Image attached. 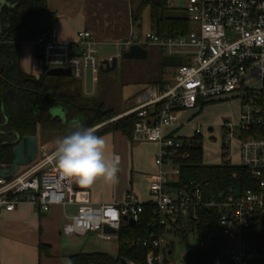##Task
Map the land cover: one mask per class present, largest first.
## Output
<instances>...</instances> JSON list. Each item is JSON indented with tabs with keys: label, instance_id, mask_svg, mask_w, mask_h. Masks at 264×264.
Segmentation results:
<instances>
[{
	"label": "built area",
	"instance_id": "1",
	"mask_svg": "<svg viewBox=\"0 0 264 264\" xmlns=\"http://www.w3.org/2000/svg\"><path fill=\"white\" fill-rule=\"evenodd\" d=\"M177 1L175 6L186 21L185 30L161 35L153 29L138 35L131 29L124 41L117 43L123 50L130 45H156L164 50V55L179 56L180 64L168 66L172 79L164 86L145 84L131 107L106 121L133 114L131 140L158 145L153 160L156 173L147 188L151 199L143 203L128 194L120 204L94 206L80 188L82 185L59 169L55 149L42 150L13 175L0 177V213L12 211L22 203L42 212L54 205H76L61 233L92 232L100 239L111 240L117 239L121 223L127 222L122 216L135 222L143 205L150 203L156 228L130 244L144 249L142 264H175L170 235L178 237L176 229L197 225L200 211L209 210L215 213V226L198 236L190 261L197 264L198 249L219 238L220 264H264V260L252 256L264 253V241L248 245L244 240L251 224L264 219V0ZM26 43L34 49L41 71L68 68L85 96L94 94L96 75L105 67L103 61L110 64L113 57L121 54L100 56V43L89 30L78 31L74 40H61L52 27ZM230 98L238 99L239 111L235 123L224 120L219 125L224 128L221 161L230 162L229 145L236 141L238 164L249 170L254 185L240 191L226 187L214 194L204 193L196 179L178 185L179 166L175 160L187 157L180 150L194 136L201 135V125H192L190 137H175L173 131L166 130L183 126L178 113L195 108L198 102ZM203 220L208 224L211 217ZM104 226L113 233L105 232ZM126 263L136 264L132 260Z\"/></svg>",
	"mask_w": 264,
	"mask_h": 264
},
{
	"label": "trees",
	"instance_id": "2",
	"mask_svg": "<svg viewBox=\"0 0 264 264\" xmlns=\"http://www.w3.org/2000/svg\"><path fill=\"white\" fill-rule=\"evenodd\" d=\"M132 4L135 0H128ZM168 1V0H167ZM12 4L0 8V167H8L12 160L14 139L6 132H16L19 137L37 135L43 131H59L63 137L68 135L62 119L52 115L50 109L58 107L64 112L65 119H77L83 127H92L106 121L116 114L106 110L103 94L93 96L82 94L78 84L66 77H52L42 71L36 78L21 67L20 47L34 39L41 32L52 28L54 14L45 7V0H9ZM148 9L149 20L158 34L177 33L186 29L182 14L169 13L178 9L163 0H139L131 21L135 24L144 9ZM205 103L198 102L201 108ZM195 107V108H196ZM135 122L133 114L122 116L103 127L96 129V135L110 130H119L128 138ZM182 138V137H181ZM225 147L222 145V154ZM187 157L176 159L179 166L178 185L189 179H196L204 193H216L226 187L236 191L252 187L254 180L249 170L238 163H204L202 159L201 136H194L181 150ZM221 154V155H222ZM201 221L195 226L176 229L174 233L185 241L189 233L197 236L210 232L215 226V213L200 211ZM209 214L211 216H209ZM211 217L208 224L203 218ZM156 228L150 203L143 205L142 212L134 223L122 222L117 231L118 257L113 259L106 254H76L71 257L72 264H120V259L143 263L144 249L131 245V240H141ZM244 240L248 245L264 241V219L256 220L245 232ZM219 238L213 239L206 248L197 251V264H220L218 257ZM186 246H190L186 243Z\"/></svg>",
	"mask_w": 264,
	"mask_h": 264
},
{
	"label": "crops",
	"instance_id": "3",
	"mask_svg": "<svg viewBox=\"0 0 264 264\" xmlns=\"http://www.w3.org/2000/svg\"><path fill=\"white\" fill-rule=\"evenodd\" d=\"M45 7L54 14L52 27L56 29L61 40H74L78 31L89 30L100 46H112L122 52V46L117 43L124 41L129 31L134 28L131 21L132 7L128 0H45ZM115 54L105 52L101 56ZM35 56L36 53L29 44L21 45V67L37 78L42 71ZM129 62L122 63V58H117L115 68L106 72L111 77H104L107 75L105 74L96 79L93 95L102 93L105 109L116 115L134 104L138 92L145 84L164 86L168 82V79L163 78V68L153 65L150 69H144L138 63ZM77 84L80 88L79 83ZM182 112L178 113L179 121ZM63 120L67 121L65 117ZM75 120L77 119L68 121ZM179 128L167 129L166 132L175 133ZM98 136H103L107 141L105 157L111 159L118 156L120 162L115 182L98 178L90 186L82 185L90 203L94 206L102 203L120 204L128 194H133L140 202H148L151 198L147 188L156 173L153 160L158 145L148 141L134 142L119 130H110ZM62 137L63 135L60 138ZM53 149L55 145L46 150ZM75 208L76 205L71 204L54 205L49 211L42 212L31 204L22 203L12 211H1L0 264H72L73 255L95 253L116 259V239L103 240L92 232L82 235L61 233L62 225L74 214Z\"/></svg>",
	"mask_w": 264,
	"mask_h": 264
},
{
	"label": "rangeland",
	"instance_id": "4",
	"mask_svg": "<svg viewBox=\"0 0 264 264\" xmlns=\"http://www.w3.org/2000/svg\"><path fill=\"white\" fill-rule=\"evenodd\" d=\"M125 0H122L124 2ZM139 0H135L131 5L132 11L135 10ZM171 6H175L178 3L177 0H168ZM169 13H177L182 14L180 9H169L167 10ZM138 21L134 24L133 31L135 34L143 35L147 31H152L153 26L149 20L148 9H144L140 14ZM138 24V25H137ZM147 56L143 60L137 59H122V63L126 61L138 63L142 65L141 68H149L153 65L158 66V68H163V78L171 80L172 79V70L168 66H164L161 63V58L164 55V50L158 48L155 45H147ZM105 52L110 54L117 53V49H113L112 46H100L99 47V55H104ZM120 60V59H118ZM129 62V63H130ZM162 65V66H161ZM115 73L114 71L112 72ZM107 73H103L99 71L96 75V79L98 76L105 75ZM108 75V76H107ZM104 77L110 78L111 75L107 74ZM66 78L72 79L76 83L79 81L73 79L71 76ZM239 111V101L236 98H230L223 101H215L205 103L201 108H193L189 110H185L181 113V123L184 124L180 127L173 136H183L190 137L193 136L192 125L194 123H199L201 126V145H202V159L204 163H218L222 157V144H223V132L224 128L219 126L220 123L224 120H229L232 123H235L238 118ZM50 113L52 115H58L61 119L65 116L64 112L60 110L58 107H53L50 109ZM107 121V120H106ZM106 121H102L92 127H103ZM210 126V129H208ZM98 127V129L100 128ZM62 133L59 131H43L37 135V146L38 148H52L55 145V140L60 138ZM238 144L236 141H232L229 145V153H230V162L238 163ZM172 241V252L171 258L175 262V264H195V261H190L189 256L193 254L194 248L197 247L199 243V238L195 234H188L186 237V243L190 245L189 248H186L185 241L179 239L176 236L170 235ZM192 248V250H191ZM194 255V254H193ZM253 257L264 260V253H254ZM190 261V262H189Z\"/></svg>",
	"mask_w": 264,
	"mask_h": 264
},
{
	"label": "clouds",
	"instance_id": "5",
	"mask_svg": "<svg viewBox=\"0 0 264 264\" xmlns=\"http://www.w3.org/2000/svg\"><path fill=\"white\" fill-rule=\"evenodd\" d=\"M94 127H77L55 140L54 158L62 173L75 183L92 185L98 178L115 182L120 158L105 157L107 141Z\"/></svg>",
	"mask_w": 264,
	"mask_h": 264
},
{
	"label": "water",
	"instance_id": "6",
	"mask_svg": "<svg viewBox=\"0 0 264 264\" xmlns=\"http://www.w3.org/2000/svg\"><path fill=\"white\" fill-rule=\"evenodd\" d=\"M8 0H0V8L3 5H7ZM167 3V0H163V5ZM147 56V50L140 45H130L127 49L123 50L120 54L122 59H145ZM117 58L113 57L111 63L103 61L104 68H101L103 72L112 71L116 66ZM162 65L164 66H175L180 64L181 58L179 56H167L163 55L161 59ZM45 75L52 77H68L70 76V70L68 68H50L45 71ZM66 127V133L69 134L77 127H83L81 122L75 121H62ZM7 134L13 135L14 139L8 144L12 145L13 160L8 167H0V177L7 178L16 173L20 166H25L32 162L37 156L38 152L46 150L37 146V137L35 135H24L19 137L16 132H6ZM82 188V186L80 187ZM123 221L128 223H134L133 219L122 216ZM103 230L108 233H113V230L107 226H104ZM120 264H127L124 259H120Z\"/></svg>",
	"mask_w": 264,
	"mask_h": 264
},
{
	"label": "flooded vegetation",
	"instance_id": "7",
	"mask_svg": "<svg viewBox=\"0 0 264 264\" xmlns=\"http://www.w3.org/2000/svg\"><path fill=\"white\" fill-rule=\"evenodd\" d=\"M11 3L9 2V0H8V3H7V5H10ZM12 5V4H11Z\"/></svg>",
	"mask_w": 264,
	"mask_h": 264
}]
</instances>
